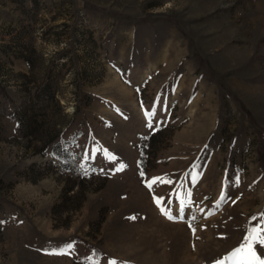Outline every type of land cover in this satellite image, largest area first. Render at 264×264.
<instances>
[{
    "label": "rangeland",
    "instance_id": "374dc122",
    "mask_svg": "<svg viewBox=\"0 0 264 264\" xmlns=\"http://www.w3.org/2000/svg\"><path fill=\"white\" fill-rule=\"evenodd\" d=\"M51 62L60 108L30 140L15 113ZM59 126L64 159L26 149ZM253 227L264 0H0V264H239Z\"/></svg>",
    "mask_w": 264,
    "mask_h": 264
},
{
    "label": "trees",
    "instance_id": "16d2710c",
    "mask_svg": "<svg viewBox=\"0 0 264 264\" xmlns=\"http://www.w3.org/2000/svg\"><path fill=\"white\" fill-rule=\"evenodd\" d=\"M25 61L29 64L28 60ZM56 73L54 69V63L51 62L46 67L44 73L45 75L42 79L33 80L32 82L27 83V87L25 88V101L15 113L17 117L18 128L23 133L25 138H29L31 140V136L33 137L34 134L40 130L44 121L48 122L49 119H52L54 116H56L55 109L60 108L59 100L57 98L59 77L57 78ZM28 84L33 85L28 87ZM63 128V126H59L56 131L52 130V132H48V139L42 142V144L39 146V149H37L33 143H29V140H27V143L25 144L26 149L34 150L33 153L41 155H43L49 149L52 156L58 159H64L66 156V151L63 149ZM159 133L160 131L158 130L151 133L147 138V142L149 144L150 142H153ZM66 178L70 179V176ZM69 182L71 181H67L68 184ZM73 184L74 183L71 182V185H67V187L63 189L61 193V200L57 204V207L60 206V204H63V199H69V197L66 196L68 192L72 191ZM95 190L97 189H94V191ZM84 194L85 193L82 192V189H78L77 192L72 194L71 198H73L74 202H76V204L72 206L74 210H77L80 207L81 201L84 198ZM55 208L56 207H53V211L56 210ZM97 252L98 251H95V253H93V256L96 258L97 255L100 254Z\"/></svg>",
    "mask_w": 264,
    "mask_h": 264
},
{
    "label": "snow or ice",
    "instance_id": "6c2138e0",
    "mask_svg": "<svg viewBox=\"0 0 264 264\" xmlns=\"http://www.w3.org/2000/svg\"><path fill=\"white\" fill-rule=\"evenodd\" d=\"M155 115V112H146L145 113V117L148 121L147 126L149 128L153 127L152 124V117ZM106 156H108L107 153H105ZM85 158H88L87 156ZM109 159H114V157H108ZM125 166L121 165L120 168H118L117 170H123ZM144 172H141V177H144ZM157 179H161V182L163 183H169L170 181H166V180H162V178H157ZM157 179H153L152 181H150L146 186L151 190L153 188V185L155 183H157ZM234 182L238 185L239 183V178L236 177L234 178ZM190 195V194H189ZM225 199V195L222 193L221 195V202H223V200ZM158 207H160L161 213L163 215H165L168 219L173 220L175 219V217H173L171 215L170 212L166 211L163 207H161V201L156 198L154 201ZM217 207H219V205H217ZM184 208L181 207L180 212H181V216L180 219H183V213ZM193 220H195V217H193ZM189 227L192 228V224H189ZM193 232L195 233V228L192 229ZM245 244L241 245L240 247H238L233 253L232 255L229 257V259H233V258H238L239 260V264H264V259H261L260 256H258L257 251L253 250V242L254 241H258L260 245H264V228L262 229H258V228H251L248 229V236L245 237ZM65 248L67 250H72L73 245L71 243L67 244L65 246ZM51 254H65L64 249H59V250H54ZM109 264H118L117 261L112 260L109 262ZM218 264H223V262H218Z\"/></svg>",
    "mask_w": 264,
    "mask_h": 264
}]
</instances>
